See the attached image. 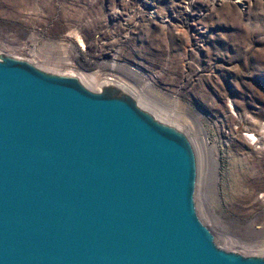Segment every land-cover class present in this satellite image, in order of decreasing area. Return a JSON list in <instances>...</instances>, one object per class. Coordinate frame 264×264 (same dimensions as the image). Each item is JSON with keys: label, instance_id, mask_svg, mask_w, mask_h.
<instances>
[{"label": "water", "instance_id": "1", "mask_svg": "<svg viewBox=\"0 0 264 264\" xmlns=\"http://www.w3.org/2000/svg\"><path fill=\"white\" fill-rule=\"evenodd\" d=\"M189 137L115 85L0 55V264H264L217 245Z\"/></svg>", "mask_w": 264, "mask_h": 264}, {"label": "rangeland", "instance_id": "2", "mask_svg": "<svg viewBox=\"0 0 264 264\" xmlns=\"http://www.w3.org/2000/svg\"><path fill=\"white\" fill-rule=\"evenodd\" d=\"M1 54L126 86L189 137L217 245L264 256V0H0Z\"/></svg>", "mask_w": 264, "mask_h": 264}, {"label": "bare ground", "instance_id": "3", "mask_svg": "<svg viewBox=\"0 0 264 264\" xmlns=\"http://www.w3.org/2000/svg\"><path fill=\"white\" fill-rule=\"evenodd\" d=\"M78 77V76H77ZM79 78V77H78ZM80 79V78H79ZM114 79H107L104 83H103V86L105 85H115L117 86L120 90H123L125 91L124 89H127V87L125 88L123 85H121L120 83L116 82V81H112ZM126 92V91H125ZM131 95V94H130ZM262 136V132H257V139L256 140H259V138H261ZM257 143V142H256ZM219 157V156H218ZM218 163L220 164L219 160H218Z\"/></svg>", "mask_w": 264, "mask_h": 264}]
</instances>
